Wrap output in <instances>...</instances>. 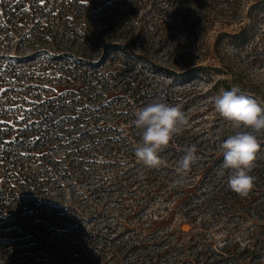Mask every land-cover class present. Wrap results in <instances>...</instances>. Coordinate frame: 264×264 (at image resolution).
<instances>
[{
  "label": "rangeland",
  "instance_id": "obj_1",
  "mask_svg": "<svg viewBox=\"0 0 264 264\" xmlns=\"http://www.w3.org/2000/svg\"><path fill=\"white\" fill-rule=\"evenodd\" d=\"M164 1L174 14L156 29L160 0H0V196L15 197L0 264L15 253V264H249L237 252L264 245V218L216 201L231 175L220 144L237 129L214 107L226 82L264 107V0ZM128 10L136 33L101 40L97 20ZM39 29L47 39L36 43ZM192 67L201 70L183 73ZM157 99L180 105L186 122L153 168L135 156L134 120ZM191 145L197 161L181 177ZM259 159L264 134L252 165ZM101 216L115 225L105 229ZM32 219L51 241L39 246L28 236L40 228L14 222Z\"/></svg>",
  "mask_w": 264,
  "mask_h": 264
},
{
  "label": "clouds",
  "instance_id": "obj_2",
  "mask_svg": "<svg viewBox=\"0 0 264 264\" xmlns=\"http://www.w3.org/2000/svg\"><path fill=\"white\" fill-rule=\"evenodd\" d=\"M214 107L237 129L222 141L220 148L223 167L231 170L228 187L245 195L253 184L251 168L259 138L264 134V107L235 85L215 97ZM185 122V115L178 104L157 99L138 109L134 124L141 130V141L134 149L136 158L145 166L160 167L163 163L162 148L169 144ZM196 161L197 148L191 145L185 149L176 172L182 177Z\"/></svg>",
  "mask_w": 264,
  "mask_h": 264
},
{
  "label": "trees",
  "instance_id": "obj_3",
  "mask_svg": "<svg viewBox=\"0 0 264 264\" xmlns=\"http://www.w3.org/2000/svg\"><path fill=\"white\" fill-rule=\"evenodd\" d=\"M164 0H160V12L158 13V17L156 18V22H153V27L156 29H159L158 27H160L162 25V23L160 22V20L162 21H169L170 19L168 18L169 15H173L174 13H172L170 10L167 11H163V4H164ZM178 4V3H177ZM179 9H177L178 11ZM132 10H128L126 13H124L121 16H118L117 19L114 18V16L111 13H107L105 16L99 18L97 20V25L99 26V30H98V37L106 42H110L108 43V45H120L121 43L118 42H122V41H126L128 40V37H132L134 35V33H136L137 30V24L133 23L131 20V12ZM180 12V11H179ZM180 16L182 22H180V24L184 23V16L182 15V12H180ZM153 21V20H152ZM80 24V21H78L77 23L73 22L70 23V25H63V34H66V36H68V38H71V36L74 34L73 30H71L72 27H75V25ZM156 24V25H155ZM56 28L53 30V36L55 39L59 38V34L56 32ZM38 37L36 38V43L44 40V37L46 36V33L44 32V30L39 29L38 31ZM244 32V31H243ZM238 35L235 34L234 37H237ZM161 40L163 39L164 35H161ZM45 39H47L45 37ZM148 39V38H145ZM143 41L144 38H143ZM143 43V42H142ZM39 45H42L39 44ZM65 54V53H64ZM63 54V55H64ZM200 69L196 68V67H192L189 68L188 70H186L183 73H190V72H198ZM171 71L170 73L173 74H178L177 71L175 70H169ZM17 72H15L14 74L16 75ZM13 74V76L15 77V75ZM231 86L230 84H228L227 82L225 83L224 86V90H230ZM9 135V134H8ZM24 168V166L22 167ZM15 175L14 180H21L24 174H18V172H13ZM251 175L253 177V184L251 189L247 192V194L245 195H241L233 190H231L230 188H228L227 190H223L221 192H218V194L216 195V201H220L223 205L222 208L224 210H232V211H237V209L239 211H245L248 210L251 213L257 212L259 217L264 218V198L261 196L262 191L260 189V187L264 186V159H259L257 160V162L252 165L251 168ZM25 181V180H24ZM29 184V182H23L21 181L19 184ZM7 187H11L14 188L13 190H15V187L7 184L5 185ZM17 187V186H16ZM24 196H22L19 199H22ZM9 201H15V197H13V194L11 196H0V214L1 216L4 218V222H0V225L3 226V224L7 223L6 221H8L9 216H7V212H10V209L8 207V204L10 203ZM229 201H234V204H229ZM9 202V203H8ZM248 203V206H246V204ZM244 204V205H242ZM24 206L27 205L26 202H24L23 204ZM27 207V206H26ZM29 207V205H28ZM253 209V210H252ZM230 211V212H232ZM10 220V219H9ZM15 223H21L20 227L24 228L26 232H28V229L33 228L32 226H35V228H40V226H42V222L40 221H35L33 223H26V225L22 226L23 220L20 221H15ZM30 226V227H29ZM48 227V225H43L42 228H40V230H38V234L37 236H35L36 234H34L33 236H28L31 238L32 241H38L36 244H38L40 241L41 242H48L51 241L50 239V232L44 229V227ZM34 228V229H35ZM35 229L34 231L36 232ZM44 229V230H43ZM41 230L43 231V233H47L48 237H45V235H42ZM26 237V238H28ZM40 239V241H39ZM32 246V244H25L26 247ZM39 245V244H38ZM40 246V245H39ZM225 248H227L226 246H224ZM1 251H4V249H1ZM4 252H2V254L0 255V260H3V256H5L3 254ZM238 253L239 259L240 260H246L249 259V264H264L262 262V259L264 257V245H255V247L253 249L248 248L247 246L242 248V250H240ZM31 254V253H29ZM13 256L9 255L7 256L6 260H4L6 263L3 264H15L13 262V258L16 256L15 254H12ZM12 257V258H10ZM221 257H223L221 255ZM31 258V257H30ZM211 258V257H210ZM17 263V262H16ZM208 264H228V261L226 259L224 260H219V261H214V262H207Z\"/></svg>",
  "mask_w": 264,
  "mask_h": 264
},
{
  "label": "built area",
  "instance_id": "obj_4",
  "mask_svg": "<svg viewBox=\"0 0 264 264\" xmlns=\"http://www.w3.org/2000/svg\"><path fill=\"white\" fill-rule=\"evenodd\" d=\"M81 168H83V166L81 167ZM80 174L82 173L81 171H78ZM78 172L76 171V174H78ZM102 218H103V220H102V222H104V223H101V226L102 225H106L104 228L106 229V228H111V226H114L115 224H110L109 223V221L107 220V218H105V216H101ZM64 219H66V218H64ZM36 220H29V221H27V223H33V222H35ZM67 223H69L70 225H75L76 224V221L75 220H71V221H68ZM48 224H50V225H53L54 227L56 226V229H58V230H61L62 228H65L66 227V225L67 224H63L62 223V220L60 219V218H50L49 219V222H48ZM53 228V227H52ZM101 228H103V227H101ZM101 228H99L100 230H101ZM51 229V228H50ZM52 230V229H51ZM93 231V233H95V230H92ZM93 233H90V236H92L93 235ZM51 235H53L52 233H50ZM106 234H105V232H103L102 231V234H98V236H105ZM81 236H83V235H81ZM78 238H79V236H77ZM83 238L85 239V236H83ZM79 239H82V238H79Z\"/></svg>",
  "mask_w": 264,
  "mask_h": 264
},
{
  "label": "snow or ice",
  "instance_id": "obj_5",
  "mask_svg": "<svg viewBox=\"0 0 264 264\" xmlns=\"http://www.w3.org/2000/svg\"><path fill=\"white\" fill-rule=\"evenodd\" d=\"M42 2H43V0H42ZM85 2H86V0H85Z\"/></svg>",
  "mask_w": 264,
  "mask_h": 264
}]
</instances>
